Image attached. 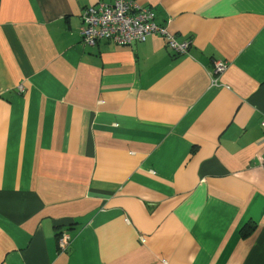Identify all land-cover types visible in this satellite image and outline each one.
<instances>
[{"label": "crops", "instance_id": "obj_1", "mask_svg": "<svg viewBox=\"0 0 264 264\" xmlns=\"http://www.w3.org/2000/svg\"><path fill=\"white\" fill-rule=\"evenodd\" d=\"M112 1L0 0V264H264V0H134L180 55Z\"/></svg>", "mask_w": 264, "mask_h": 264}, {"label": "built area", "instance_id": "obj_2", "mask_svg": "<svg viewBox=\"0 0 264 264\" xmlns=\"http://www.w3.org/2000/svg\"><path fill=\"white\" fill-rule=\"evenodd\" d=\"M154 12L143 7L134 0H113L111 3H97L88 6L82 13L80 41L83 45L95 46L99 41H109L117 45H128L133 42H143L150 35L162 34L165 46L173 53L180 55L188 52V39L178 40L175 34L168 32L164 26L156 24ZM212 83H216V76L223 73L228 64L221 60H214ZM20 92L22 85L17 86ZM264 129V118L260 121ZM264 166V163H262ZM60 245H65V239L60 238ZM142 241H144L142 239Z\"/></svg>", "mask_w": 264, "mask_h": 264}, {"label": "trees", "instance_id": "obj_3", "mask_svg": "<svg viewBox=\"0 0 264 264\" xmlns=\"http://www.w3.org/2000/svg\"><path fill=\"white\" fill-rule=\"evenodd\" d=\"M249 228H250V229H253V228H254V225H253V224H250V225H249ZM57 235H58V234H57Z\"/></svg>", "mask_w": 264, "mask_h": 264}]
</instances>
